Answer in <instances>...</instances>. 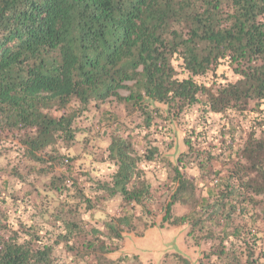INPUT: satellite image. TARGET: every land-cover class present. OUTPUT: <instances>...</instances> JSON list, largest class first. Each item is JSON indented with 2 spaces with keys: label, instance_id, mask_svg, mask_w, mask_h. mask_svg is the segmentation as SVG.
Here are the masks:
<instances>
[{
  "label": "trees",
  "instance_id": "trees-1",
  "mask_svg": "<svg viewBox=\"0 0 264 264\" xmlns=\"http://www.w3.org/2000/svg\"><path fill=\"white\" fill-rule=\"evenodd\" d=\"M221 66L235 78L217 75ZM207 74L212 84L198 81ZM110 99L143 130L188 125L184 151L174 161L155 146L138 155L118 123L106 148L108 181L74 170L76 119ZM263 105L264 0H0L2 173L27 186L28 197L67 206L34 209L29 223L11 220L13 192L0 175V264H58L61 248L75 259L101 252L106 264L104 255L134 230L136 210L156 200L144 161L169 183L164 220L188 225L186 240L208 246L198 264H264ZM232 112H258L235 147L214 149L207 128L193 129ZM117 197L120 213L101 227L78 217ZM176 204L187 209L183 217L172 216ZM45 217L52 230L41 232L36 218Z\"/></svg>",
  "mask_w": 264,
  "mask_h": 264
},
{
  "label": "rangeland",
  "instance_id": "rangeland-1",
  "mask_svg": "<svg viewBox=\"0 0 264 264\" xmlns=\"http://www.w3.org/2000/svg\"><path fill=\"white\" fill-rule=\"evenodd\" d=\"M217 75H222L226 81L235 78L226 66L219 67ZM212 79H214L212 75L207 74L198 81L212 84ZM120 94L126 97L128 92L120 91ZM261 108L264 109V105ZM104 113L112 115L109 122L104 118ZM257 115L258 112L246 113L245 116L232 112L227 116H211L207 123L200 120L193 122L195 123L193 129L198 131L207 128L208 144L212 143L210 146L214 149H216L215 145H222L227 150L230 146L235 147L241 142L244 133L254 124ZM112 117L118 122L111 123L114 120ZM137 119L136 114L129 116L124 106L114 99L97 105L90 103L74 124L76 142L69 149V153L74 159V170L86 172L92 180L108 181L114 168L107 161L106 148L110 143L113 131H117L116 125L118 123H123L119 132L123 136L130 135L138 155L144 154L148 145L158 147L159 151L172 161L175 160L174 153L176 151H184L182 131L187 127L189 129L188 125L173 126L170 127L172 130H169V126L162 124L158 129L147 131L141 128ZM171 143L172 145L169 146ZM5 164L6 161H0V175L1 179L9 181L11 187L9 190L13 192L11 194L13 198L7 200L11 220H18L20 224L29 223L34 209H37V213H39L41 208L48 205V213L50 214L58 209L57 204L67 207L64 203L60 204L61 201L58 200L53 203L49 199L45 200V198L36 199L34 195L31 198L28 197L25 193L29 190L27 186L17 183L13 177L3 175L2 166ZM140 168L144 172L146 181L152 188L158 189L156 200L154 204L147 206L143 214L138 209L136 210L139 217L136 220L134 230L123 235V241L118 251L104 255L106 264H178L176 259L178 255L188 259L192 264H198L202 252L208 250V246L186 240L188 225H169L168 221L164 220L163 206L168 203L169 183L165 182V175H161L155 165L144 161L140 164ZM46 171L44 170L43 173ZM59 172L58 170L57 173ZM194 172L192 171V173ZM85 185L88 187L90 183L87 182ZM22 197L23 201L20 202L19 199ZM119 205L120 198L117 197L107 204L97 207L92 212L81 210L78 217L87 221V228L101 227L102 223L110 217L120 213ZM258 207L264 211V199ZM186 211L185 207L176 204L172 208L171 214L173 217H183ZM71 212H74L73 208ZM36 221L41 232H45L44 229L52 230L49 218L45 217L39 220L36 218ZM257 227L261 231L264 229L262 223H258ZM59 230L57 228V231ZM54 255L58 257V264H104L99 263L97 259V255H103L101 252H97L88 258L82 259L79 256L75 259L69 257L70 254L61 248L56 250Z\"/></svg>",
  "mask_w": 264,
  "mask_h": 264
}]
</instances>
